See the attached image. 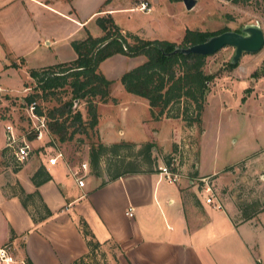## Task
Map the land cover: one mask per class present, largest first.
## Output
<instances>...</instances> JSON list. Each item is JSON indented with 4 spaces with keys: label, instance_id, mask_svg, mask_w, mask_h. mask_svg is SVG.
<instances>
[{
    "label": "crops",
    "instance_id": "obj_1",
    "mask_svg": "<svg viewBox=\"0 0 264 264\" xmlns=\"http://www.w3.org/2000/svg\"><path fill=\"white\" fill-rule=\"evenodd\" d=\"M104 2L0 0V93L14 90V83L20 81L19 73L26 74L28 68L74 59L72 40L82 39L86 33L101 35L95 17L107 13L114 20L115 14L138 7L134 0ZM91 21L98 33L89 29ZM120 28L143 38L161 39L145 36L140 28ZM143 60L144 56H135L131 66ZM122 96L124 100L111 96L109 88L107 101L97 104L95 130L106 146L121 140L133 142L135 146L129 147L134 148V154L131 158L122 154L120 159L105 154L99 159V176L131 168L138 171H125L112 180H102L105 182L101 184L95 178L99 176L90 171L87 152V159L81 161L87 163L83 186H78L71 175L81 162L72 167L57 158L55 164H48L47 158L55 151L37 139L27 140L30 150L21 164L15 163L12 152L1 154L5 146L4 126L10 124L1 108L10 105L6 96L0 97V245L14 257L11 264H98L94 251L107 255L108 246V262L112 264H255L254 260L264 264V228L257 222L264 209L245 221L235 220V216L239 217L237 207L225 203L223 206L229 211H224L222 205L220 209L212 207L204 202L198 185L189 186L181 178L178 183L163 180L153 170L164 160H154L151 153L156 147L163 152L169 149L171 141H158L157 137L161 125L170 119L152 120L158 126V130L150 132L154 141L124 138L122 128L131 107L140 105L147 111L145 119L150 118L144 98L125 90ZM137 118V124L145 120L143 116ZM114 130L117 139H112ZM16 134L21 136L18 131ZM145 141L154 143L147 167L141 155L135 156ZM192 163L186 168L190 170L186 176L190 180L193 175L209 176L215 172H201L199 156L195 169ZM138 165L144 169H138ZM128 208L131 216L125 213ZM81 220L88 235L81 230ZM88 239L98 244L91 252Z\"/></svg>",
    "mask_w": 264,
    "mask_h": 264
},
{
    "label": "rangeland",
    "instance_id": "obj_2",
    "mask_svg": "<svg viewBox=\"0 0 264 264\" xmlns=\"http://www.w3.org/2000/svg\"><path fill=\"white\" fill-rule=\"evenodd\" d=\"M134 1L138 5L139 1L145 2L146 6L148 5L146 10L132 9L120 12L114 15L113 21L124 29L134 31L140 28L145 36L151 38L179 42L186 28L200 31L222 29L241 31L244 26L254 24L260 27L264 37V0H250L245 5L225 0H196L189 10H186L178 0ZM89 29L95 33L99 32L98 27L92 21L89 23ZM233 53L232 46H223L205 58L204 71L214 73L215 77L205 95L199 127L195 124L186 126L179 119H170L164 125L158 124L161 125V129L157 140L165 139L171 143L167 151L163 152L156 147L151 155L154 160H164L165 156H168L169 162L171 158H174L171 162L180 172V178L186 179L189 186H192L193 183L198 187L199 184L194 178L191 180L186 178L187 173L190 172L186 168L193 162L195 169L199 156L201 172L215 171L209 174L210 182L208 184L213 195L212 202L217 204L216 209H220L221 205L223 206L225 203L227 206L233 207L247 204L251 206L249 210H258L264 205V42L256 52L241 53L237 58L236 66L233 69H228V62ZM133 59L134 57L116 53L105 58L98 65L99 71L106 79H113L109 87L111 96L124 100L122 96L124 90L117 77L124 70L132 67ZM26 74L19 73L20 81L14 83V87H16L14 90L0 93L2 94L0 97L4 96L5 98L6 96L5 99H8L10 105L1 108V113L8 116L15 133L18 131L19 134L24 135L25 140L28 137L31 139L34 137L33 133H26L29 121L24 113L25 95L37 92L34 101L44 115L47 110L57 105L59 100L68 98L66 86L56 90L55 95L52 96L36 91L34 81ZM241 98H243L242 101ZM73 108L79 110L82 118L85 117L84 101H78ZM6 111L8 113H5ZM100 112L104 115L103 108H100ZM139 116H143V119L146 118L145 108L138 105L129 109L125 126L122 128L123 137L154 141L150 132L158 130L157 124L152 123L150 119H145L142 123L138 120L137 124L136 119ZM45 118L47 120L46 116ZM131 119L136 124H132ZM73 128L75 127H69L68 131ZM113 134L112 139H117L115 130ZM39 141L43 142L44 146H49L54 151L60 152L63 161L67 165L75 167L87 159L89 143L99 141V138L97 131L93 129L92 131L88 130L87 133H74L72 138L65 142L57 141L48 132L47 136ZM120 151L121 154L129 155L130 158L134 154L132 147H125ZM117 166L120 168V164ZM137 167L141 170L144 169L140 165ZM226 167L229 169L224 171L223 169ZM107 177V174L102 173L101 176L95 178L101 182ZM204 196L202 194V197ZM223 209L229 211L225 206ZM234 219H239V217L235 216ZM257 222L264 228V211L259 215ZM231 227L233 226L231 225ZM224 229L229 234V229L227 227ZM107 252L108 256L106 253L100 252L98 264H112L108 262L111 258L109 246ZM112 254L114 255V253ZM256 258L257 256L254 254V259ZM262 260H264L263 257ZM254 263L259 264L255 260Z\"/></svg>",
    "mask_w": 264,
    "mask_h": 264
},
{
    "label": "trees",
    "instance_id": "obj_3",
    "mask_svg": "<svg viewBox=\"0 0 264 264\" xmlns=\"http://www.w3.org/2000/svg\"><path fill=\"white\" fill-rule=\"evenodd\" d=\"M108 0H105L106 3ZM235 4L245 5L250 0H225ZM95 24L101 30L100 36H91L72 40L70 45L75 58L62 63L47 65L40 68H28L27 75L31 78L36 91L44 95H55V91L64 86L68 89V98L59 100L58 104L47 110L44 116L49 133L59 142L70 140L74 133H87L95 130L97 125V104L107 101L110 80L99 71L98 65L105 58L113 54L127 57L144 56V60L125 70L119 76L123 89L142 97L147 101L148 115L151 120L162 118L179 119L186 126L195 124L199 127L205 95L209 85L215 77L214 73L204 71L207 55L174 51L176 48L201 43L208 37L226 29L217 31H200L184 29L179 42L165 39H147L129 31H123L116 25L107 13L95 17ZM241 33V31H235ZM237 62H228V69H233ZM37 92L24 96L26 104L34 101ZM84 101L85 117L73 107L78 101ZM243 98H241V101ZM112 101H115L112 99ZM38 114H42L39 106L35 107ZM74 126L71 131L68 128ZM200 130V129H199ZM96 131V130H95ZM31 139L28 137L27 140ZM135 146L133 142L119 141L106 146L100 141L90 142L88 145V162L93 175H100L99 159L105 154L122 156L120 148ZM154 143L145 141L140 144L135 156L141 155L142 163L147 167L151 164L150 152ZM9 149L4 146L1 154ZM171 158V157H170ZM164 164H169V157L165 156ZM229 167L224 168L227 171ZM130 172L138 171L134 168ZM124 171V172H125ZM149 171V169H147ZM156 171V170H153ZM124 172H107V181L120 176ZM193 177H197L193 175ZM105 181H102L104 183ZM249 205H238L239 221H245L264 209L249 210ZM236 222V221H234ZM81 230L88 235L85 223L80 221ZM90 252L98 246L96 242L87 240ZM87 256V254H85Z\"/></svg>",
    "mask_w": 264,
    "mask_h": 264
},
{
    "label": "built area",
    "instance_id": "obj_4",
    "mask_svg": "<svg viewBox=\"0 0 264 264\" xmlns=\"http://www.w3.org/2000/svg\"><path fill=\"white\" fill-rule=\"evenodd\" d=\"M146 8L147 6L145 2H141L137 7L138 10H146ZM36 106L37 105L35 101H30L25 105L24 113L29 121L28 129L26 130V133H33L34 139L42 140L45 136H47L48 128H47L45 116L43 114H38L35 111ZM4 131H5V146L9 149L10 152H12L15 163L16 164L23 163L27 159L30 150L28 141L25 140L24 135H21L19 137L13 130L11 124H6L4 126ZM57 158L62 159V155L60 152L55 151L54 155L47 158V163L53 165L56 163ZM173 160L174 158H171V161ZM171 161L169 162L168 165L164 163L157 165L156 171L158 175L166 182L176 183L181 175L180 172H178L177 169H175V164H173ZM86 169H87V163L81 162L79 164L78 169L71 171V175L75 179L78 186H83V178H84L83 171H85ZM209 177L210 176H197L194 177V179L198 182L199 187H201V190L205 195L204 202L207 204H211L212 207L216 208L217 204L212 202L213 195L211 192L210 185L208 184L210 182ZM218 207H220L219 204ZM125 213L127 216L132 215L130 208H128ZM94 254L96 255V258H98L99 256L98 251H94ZM14 261H15L14 257L8 253L5 246L0 245V264H11Z\"/></svg>",
    "mask_w": 264,
    "mask_h": 264
},
{
    "label": "water",
    "instance_id": "obj_5",
    "mask_svg": "<svg viewBox=\"0 0 264 264\" xmlns=\"http://www.w3.org/2000/svg\"><path fill=\"white\" fill-rule=\"evenodd\" d=\"M186 10L193 7L196 0H180ZM242 33L235 31H222L213 36L208 37L205 41L197 43L186 48H176L184 54L195 53L202 55H211L223 46H232L234 49L231 62H237V58L241 53H253L258 51L264 42L262 30L256 24L244 26L241 30Z\"/></svg>",
    "mask_w": 264,
    "mask_h": 264
},
{
    "label": "bare ground",
    "instance_id": "obj_6",
    "mask_svg": "<svg viewBox=\"0 0 264 264\" xmlns=\"http://www.w3.org/2000/svg\"><path fill=\"white\" fill-rule=\"evenodd\" d=\"M48 128V127H47Z\"/></svg>",
    "mask_w": 264,
    "mask_h": 264
}]
</instances>
